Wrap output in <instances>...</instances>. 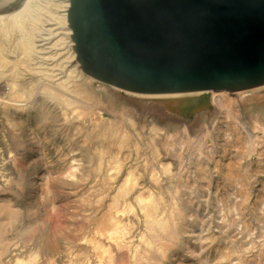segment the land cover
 <instances>
[{
    "label": "rangeland",
    "instance_id": "rangeland-1",
    "mask_svg": "<svg viewBox=\"0 0 264 264\" xmlns=\"http://www.w3.org/2000/svg\"><path fill=\"white\" fill-rule=\"evenodd\" d=\"M59 1L0 0L8 6L0 9V264H264V135L252 136L255 149H244V139L229 143L225 156L231 126L209 95L184 108L201 93L142 94L72 80L67 2ZM28 22L39 34L34 64L23 56L20 24ZM233 93L248 127H264V86ZM85 94L100 107L91 119L129 129L127 148L98 155L84 132L95 121L74 107L85 105ZM184 127L193 138L199 133L198 142L171 137ZM161 134L165 148L151 154L148 139ZM205 159L208 178L196 170ZM228 160L242 169L230 179ZM127 177L134 186L113 204ZM155 196L162 198L148 212L144 202ZM154 216L173 231L150 226Z\"/></svg>",
    "mask_w": 264,
    "mask_h": 264
},
{
    "label": "water",
    "instance_id": "water-1",
    "mask_svg": "<svg viewBox=\"0 0 264 264\" xmlns=\"http://www.w3.org/2000/svg\"><path fill=\"white\" fill-rule=\"evenodd\" d=\"M75 59L93 79L142 94L264 86V0H68Z\"/></svg>",
    "mask_w": 264,
    "mask_h": 264
},
{
    "label": "bare ground",
    "instance_id": "bare-ground-1",
    "mask_svg": "<svg viewBox=\"0 0 264 264\" xmlns=\"http://www.w3.org/2000/svg\"><path fill=\"white\" fill-rule=\"evenodd\" d=\"M59 1V0H58ZM63 2V0H61ZM65 2H67V5H68V0H64ZM59 4L60 1H59ZM7 5H2L0 6V9H3V10H6L7 9ZM67 7V6H66ZM65 12L63 13V15L65 16V13H66V8L64 9ZM34 19V18H33ZM35 20V19H34ZM36 21V20H35ZM13 23V21H11ZM33 23H27V24H24L23 26V23L20 24V27L22 29H24V33H23V36H22V45H23V56L25 57V60H30L32 61L33 60V49H34V43H36L37 45V42L39 41V34L36 35L35 31H34V24L32 25ZM66 31H64V35L66 37H70V29L69 27L66 25ZM63 28V27H62ZM34 31V32H33ZM61 34V33H60ZM34 35V36H33ZM66 49H68L71 53L68 57V59L66 60L67 62V65L68 66H71V68L69 69L70 72H71V75L72 76V80H75L77 78L80 79V81L82 82H85V84L89 83L91 81V79H93L91 76L85 74L79 67L78 63H77V60L75 59V53L72 49V41L70 39V41L66 42ZM0 50H2L0 48ZM3 61H0V64H3L2 63ZM33 64H34V61H32ZM4 65V64H3ZM2 65V66H3ZM35 66L40 69V65L39 64H35ZM46 73H50V71L47 70H44ZM74 73V75H73ZM62 83H65V81ZM82 89H83V86H82ZM166 94H170V93H166ZM207 94L209 95L210 99H211V102L212 104L215 103V105L217 106V108L219 109L220 112L224 113L226 112L227 114V120L229 121V125L231 126V130L229 132H224L226 135H225V140L226 142L221 145V150L223 152H225V154L223 155H227L226 153V147L230 146L231 144L229 143H237L239 144L241 141H243L242 139L245 140V145L244 149H246V146L247 147H250L252 149H255L256 146H254V143L255 141L251 140L252 139V136L256 137L257 135H260V136H263L264 135V127H261V126H258L257 124L254 126V128H250L248 127V125L246 124L247 122L243 119V117L239 114V109L236 108L237 106V103H236V100L235 98L233 97L235 93H231V91H228V90H209L207 92ZM86 97V102L84 103L85 105H80V104H76L74 107L75 108H78L79 110H82V111H79L77 110V113L81 116V113H84L83 114V118L86 120L87 118L90 120H92V122L95 121V124L91 127L90 131H86L87 127L84 129L88 136V138L93 141L96 145V148H97V152H98V155L102 154L103 151H111V153L114 151H120L122 149H125L129 146V141H130V135L129 133L125 132L127 130H129L127 128V130L123 131V129H120V125H119V122L117 120V122L115 120H111V121H104L102 120L101 122H97L94 119H91V114L92 113H96L97 110L95 109H98L100 108L99 107V104L98 102L95 100V98L93 96H91L90 94L87 95L85 94L84 95ZM8 103V102H7ZM10 105V104H9ZM82 108V109H81ZM41 111V117H47V113H48V110L44 107H42L40 109ZM95 111V112H94ZM225 114V115H226ZM85 115V117H84ZM224 115V116H225ZM87 117V118H86ZM93 117V116H92ZM223 118V117H222ZM226 118V117H225ZM218 119V118H217ZM123 120V119H122ZM84 121V120H83ZM152 121V120H150ZM221 122V121H220ZM118 123V124H117ZM153 123V122H152ZM213 124V123H212ZM216 124V123H215ZM119 125V126H118ZM205 127V126H204ZM215 128H218V125L215 126ZM220 128V127H219ZM149 130H151L152 132H156L157 135L160 133L159 131H157V127L156 125L153 123L150 127H149ZM205 128H203V130H201V135L203 134ZM208 130V129H207ZM205 130V131H207ZM213 130V129H212ZM220 130V129H219ZM222 130V129H221ZM226 130V129H225ZM228 130V129H227ZM131 131V130H130ZM218 131V129H217ZM214 133V132H213ZM218 133V132H217ZM131 134V133H130ZM152 134V133H151ZM196 134V133H195ZM199 133H197V135H194V138L193 136L191 137V135H189L186 131H185V127L182 128L181 130V133L180 134H175V135H172L171 137L172 138H185V140L187 141L188 139H193V140H196L199 139V136L198 135ZM220 134V133H219ZM223 134V133H222ZM193 135V134H192ZM205 135V134H203ZM212 136V134H210ZM215 135V134H214ZM155 136V135H154ZM154 136L153 137H150L148 140L150 141L149 143L150 144V150H151V154H155L156 153V150L157 151H163V149L165 148L164 147V143L162 141L164 135L161 134L160 137H156L155 141L153 140L154 139ZM208 136V135H207ZM210 136V138H211ZM224 136V135H222ZM202 137H206V136H202ZM209 137V136H208ZM245 137V138H243ZM166 138V137H165ZM164 138V139H165ZM217 138V137H216ZM202 139V138H201ZM213 139V137H212ZM224 139V137H223ZM255 139V138H254ZM257 139V137H256ZM259 139V137H258ZM171 140V138H170ZM169 140V141H170ZM217 140V139H216ZM263 140V139H262ZM154 141V143L152 142ZM161 141L162 143L164 144L162 146L161 144ZM202 141V140H201ZM203 141H204V138H203ZM223 141V140H222ZM259 141V140H258ZM261 141V140H260ZM165 142V141H164ZM168 142V141H167ZM193 142V141H192ZM198 142V141H197ZM196 142V143H197ZM183 143V141L181 140L179 142V144ZM195 143V142H194ZM212 143V142H211ZM244 143V142H243ZM257 143H260V142H257ZM264 143V142H263ZM160 144V145H159ZM173 144V143H172ZM216 145V143H214ZM218 144V143H217ZM169 145V144H168ZM167 145V146H168ZM242 145V146H243ZM256 145V144H255ZM159 146V147H158ZM171 146V145H170ZM203 146V145H202ZM213 146V145H211ZM210 146V147H211ZM235 146V145H234ZM233 146V147H234ZM216 147V146H215ZM237 147V146H236ZM204 148V147H203ZM240 148V147H239ZM238 148V149H239ZM160 149V150H159ZM172 149V148H171ZM232 149V147H231ZM237 149V150H238ZM262 149H264V145L262 147ZM200 150V149H199ZM206 149H204L205 151ZM234 150V149H233ZM242 150V148H241ZM207 151V150H206ZM205 151V152H206ZM229 151V149H228ZM244 152V150H242ZM261 151V150H260ZM264 151V150H263ZM165 152V151H164ZM204 152V153H205ZM209 152V151H208ZM222 152V153H223ZM233 152V151H232ZM239 152V151H238ZM241 153V152H240ZM245 153V152H244ZM243 153V154H244ZM256 153V152H255ZM115 154V153H114ZM246 154V153H245ZM200 155V154H199ZM206 155V154H205ZM217 155V154H216ZM258 155V154H257ZM209 156V155H208ZM242 156V155H241ZM112 157V156H111ZM200 157V156H198ZM207 157V156H205ZM210 157V156H209ZM212 157V156H211ZM247 157V156H246ZM242 158V157H241ZM221 159V158H220ZM248 159V158H247ZM259 159V158H258ZM206 160V159H205ZM224 160V159H223ZM114 161V160H113ZM244 162V161H243ZM223 162H221V165H222ZM237 163V162H236ZM248 163V161H247ZM207 164V165H206ZM224 164V167H225V173L227 175V177H235L237 174H239V170H242V169H239V167L233 163H231L229 160L228 161H225ZM210 165V164H209ZM208 160H206L205 163H201V162H198L197 166H196V170L197 172H199L203 177H209V174H208ZM245 166V165H244ZM251 166V165H250ZM164 169H168V166H163ZM242 174V173H241ZM129 175H130V172H129ZM126 177V176H125ZM229 177V179H230ZM128 178V177H127ZM122 180L123 182L119 183L116 187V191L114 192V195L112 197V203L115 204L116 201H119L120 198H123L127 193L128 191L134 186V182H131L130 178H128L129 180ZM125 179V178H124ZM237 181V180H236ZM243 184V183H242ZM242 186V185H241ZM244 188V187H243ZM263 194V193H262ZM162 197L161 196H155V197H152L150 202H144V206H147L148 208V212H150L151 210H154V208L159 204V203H156L154 202L155 199L158 201L160 200ZM140 199V197H139ZM143 200V199H142ZM4 208L2 206H0V213L1 212H4ZM4 218L2 216H0V221L1 219ZM109 223V221L107 222ZM106 223V224H107ZM148 224L150 226H153V227H157L159 230H161V232H167L168 230L169 231H173V223L170 221V220H166V219H163V218H159V217H149L148 219ZM158 234V233H157ZM156 235V233H155ZM159 235H157L155 238H157ZM160 238V237H158ZM157 238V239H158ZM0 251L1 253L4 251L2 247H0ZM32 262L31 261H27V264H31Z\"/></svg>",
    "mask_w": 264,
    "mask_h": 264
}]
</instances>
